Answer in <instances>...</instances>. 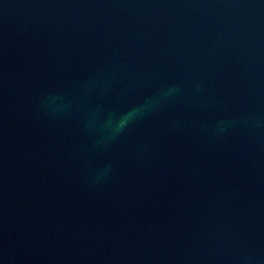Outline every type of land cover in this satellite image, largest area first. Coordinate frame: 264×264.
I'll return each mask as SVG.
<instances>
[{
  "label": "water",
  "instance_id": "obj_1",
  "mask_svg": "<svg viewBox=\"0 0 264 264\" xmlns=\"http://www.w3.org/2000/svg\"><path fill=\"white\" fill-rule=\"evenodd\" d=\"M0 264H264V0H0Z\"/></svg>",
  "mask_w": 264,
  "mask_h": 264
},
{
  "label": "clouds",
  "instance_id": "obj_2",
  "mask_svg": "<svg viewBox=\"0 0 264 264\" xmlns=\"http://www.w3.org/2000/svg\"><path fill=\"white\" fill-rule=\"evenodd\" d=\"M123 121L117 126V131L119 130L120 127H123Z\"/></svg>",
  "mask_w": 264,
  "mask_h": 264
}]
</instances>
